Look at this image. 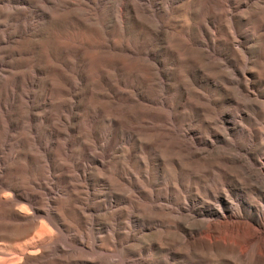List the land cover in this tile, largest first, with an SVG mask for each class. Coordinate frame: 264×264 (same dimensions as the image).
I'll use <instances>...</instances> for the list:
<instances>
[{
	"label": "rangeland",
	"instance_id": "obj_1",
	"mask_svg": "<svg viewBox=\"0 0 264 264\" xmlns=\"http://www.w3.org/2000/svg\"><path fill=\"white\" fill-rule=\"evenodd\" d=\"M42 214L6 264H264V0H0V243Z\"/></svg>",
	"mask_w": 264,
	"mask_h": 264
},
{
	"label": "bare ground",
	"instance_id": "obj_2",
	"mask_svg": "<svg viewBox=\"0 0 264 264\" xmlns=\"http://www.w3.org/2000/svg\"><path fill=\"white\" fill-rule=\"evenodd\" d=\"M199 1H206V0H199ZM122 4L123 3L120 2L121 8H122ZM188 19H191V13L190 11L186 10L185 20L188 21ZM180 157L183 158V156H179V154L175 152L172 154L171 159L174 162H178ZM162 160H165V159H162ZM22 207L20 209H23ZM19 211H22V210H19ZM41 217H42V221H40L42 223L41 224L42 226L40 225L41 228L39 230H36V232L33 234V236L30 238L29 241L22 243L20 246H18L17 249L12 250L11 248H8V247L6 248L5 245L0 243V264H6L9 257L12 254H15L17 257H19V259H23L24 255L27 252L30 253L36 247L39 248V243L36 239L43 237L45 234L50 235L51 233L58 231V228L53 224L50 217L43 215V214L41 215ZM45 229H47L48 231L47 233ZM203 232L209 237L220 238L225 242L235 244L242 252L251 251L253 243H254V238H255V235L253 233L251 226L241 221H233L231 223H227L226 221L222 220L220 221V224L209 223L205 227ZM254 246H256L257 251L259 253L264 255V238L258 239Z\"/></svg>",
	"mask_w": 264,
	"mask_h": 264
}]
</instances>
